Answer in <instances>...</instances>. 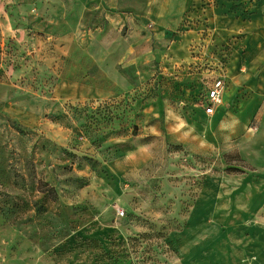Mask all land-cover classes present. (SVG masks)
I'll return each instance as SVG.
<instances>
[{
	"label": "rangeland",
	"instance_id": "374dc122",
	"mask_svg": "<svg viewBox=\"0 0 264 264\" xmlns=\"http://www.w3.org/2000/svg\"><path fill=\"white\" fill-rule=\"evenodd\" d=\"M6 8L19 29L0 42V264L261 260L264 101L245 102L264 0Z\"/></svg>",
	"mask_w": 264,
	"mask_h": 264
},
{
	"label": "crops",
	"instance_id": "0c3cea01",
	"mask_svg": "<svg viewBox=\"0 0 264 264\" xmlns=\"http://www.w3.org/2000/svg\"><path fill=\"white\" fill-rule=\"evenodd\" d=\"M33 1V0H32ZM22 2L23 0H0V42L4 43L5 39H7V36L11 34V36L16 37L18 34V27L14 26V24L11 22V18L9 17L8 13H7V8L5 9V7L9 6L10 7H14L15 11L17 10H21L22 8ZM67 36H65L64 38H66ZM260 58L256 59L253 63L252 66H256L259 63ZM224 81H225V85L224 88L222 90V95H221V103L219 105H217L214 108V112L211 115H207L204 114L205 116H212L216 113L217 111V107H219L223 101H224V97L226 95V86H227V79L224 75ZM250 90L253 91V93L251 94L250 99H248L245 102V105L249 106L251 105L252 102H262L264 101V71H262L258 78L254 81L253 85L250 86ZM204 113V112H203ZM259 258V256H256V260H255V264H262L264 263V253H262L261 255V260L257 261Z\"/></svg>",
	"mask_w": 264,
	"mask_h": 264
},
{
	"label": "built area",
	"instance_id": "2783aa9c",
	"mask_svg": "<svg viewBox=\"0 0 264 264\" xmlns=\"http://www.w3.org/2000/svg\"><path fill=\"white\" fill-rule=\"evenodd\" d=\"M225 81L223 75L216 77L208 86L203 105L204 114L211 115L214 112V108L221 103L222 90L224 88Z\"/></svg>",
	"mask_w": 264,
	"mask_h": 264
}]
</instances>
